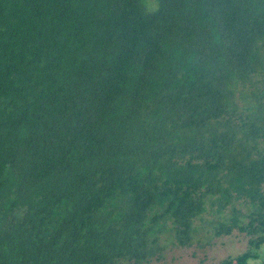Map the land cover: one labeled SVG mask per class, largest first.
I'll use <instances>...</instances> for the list:
<instances>
[{
  "label": "trees",
  "instance_id": "trees-1",
  "mask_svg": "<svg viewBox=\"0 0 264 264\" xmlns=\"http://www.w3.org/2000/svg\"><path fill=\"white\" fill-rule=\"evenodd\" d=\"M210 229L248 237L222 264L261 257L264 0H0V264Z\"/></svg>",
  "mask_w": 264,
  "mask_h": 264
},
{
  "label": "rangeland",
  "instance_id": "rangeland-1",
  "mask_svg": "<svg viewBox=\"0 0 264 264\" xmlns=\"http://www.w3.org/2000/svg\"><path fill=\"white\" fill-rule=\"evenodd\" d=\"M248 248V237L238 231L229 236L214 237L213 231H201L198 240L187 248L169 243L162 259H153L144 264H222L228 257H236ZM259 259L249 264H261L264 245L258 250Z\"/></svg>",
  "mask_w": 264,
  "mask_h": 264
}]
</instances>
